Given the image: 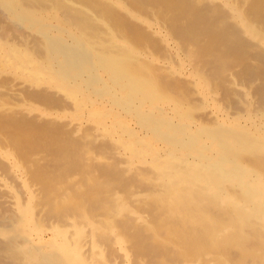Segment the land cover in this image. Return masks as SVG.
<instances>
[{"label": "bare ground", "instance_id": "6f19581e", "mask_svg": "<svg viewBox=\"0 0 264 264\" xmlns=\"http://www.w3.org/2000/svg\"><path fill=\"white\" fill-rule=\"evenodd\" d=\"M79 1L81 4L89 2L97 5L94 14L102 15L104 19L108 17L112 22L114 20L112 24L120 19V24L124 23V30H133L129 19L126 20L122 13L118 16V10H114L115 6L124 10V4H118V0L98 2L99 5L96 4L97 0H76L73 4V0H0V69L15 70L24 81L21 87L27 84L29 89L40 91H36L37 97L26 95L28 98L25 100L32 97L35 98L34 104L41 101L44 104L47 98L45 92L54 90L51 93L60 98L64 94L71 98L67 97L66 108L76 106V110L82 112L90 107V110H94L86 120L93 126L82 139L67 136L66 131H61L62 136L57 135L59 139L56 138L58 145L55 142L50 145L52 141L49 140H46V145H43L44 141L41 145H32L37 139L32 141L31 137L32 142L28 143L33 151L29 150L30 145L24 142L25 139L22 141L20 138L19 142L26 145H13V136L11 145L8 142L5 145V139L3 145L0 142V264H129L130 255L132 264H189L186 259L192 257L191 254H198L195 258L203 259L211 252H216L212 257L216 256L219 264H232L237 259L240 264H264V42L261 38L259 44L246 42L245 33L236 25V20L245 19V24L254 22L261 25V31H252L254 37L260 35L258 32L264 33V0H251L249 16L243 12L247 19L242 18L241 13L236 17L226 12L227 4L223 0H129L143 11L154 5V10L160 8L163 12L172 9L173 14L177 12L181 19L176 17L177 14L174 17L170 11L171 14H168L175 19L170 20L172 30L181 32H178L180 37L176 38L182 44L198 45L201 38L212 39L209 40L210 49L204 48L206 45L201 48L197 46L199 49L194 59V67L199 75L216 87H211L213 93H220L224 100L222 103L228 105L221 116H210V111L209 115L203 113L204 121L212 120L211 126L200 125L195 118L196 113L190 114L193 108L189 112L178 113L179 106H189L191 102L202 110L209 100L194 93L196 84L193 80L183 86L188 87L186 91L189 94L186 95L185 89H182L184 96L191 95L190 99L180 98V95H176L178 89L177 93H174V89L171 94L179 99L169 95L168 98L174 100L170 98V101L168 99L160 104L166 78L160 75V82H155L147 78L148 74L145 75L147 77L142 75L146 71L142 72L137 65L141 60L139 55L137 57L131 53L123 43L113 45L111 38L105 39L104 27H96V17L93 19L76 7ZM48 3L52 6H47ZM192 5L195 7L190 8ZM89 6L86 11H89ZM56 10L57 13L62 10L61 20L57 23L52 19H55ZM93 10L90 9V12ZM127 15L135 18L128 10ZM113 16L118 19L115 21ZM165 16L168 17L167 14ZM103 21L111 28L119 25L111 26L110 23L109 26L108 20ZM251 26L249 28L254 27ZM155 33L158 32L155 30ZM240 48L247 50L249 55L251 53L252 56L248 57L253 63L256 61L260 69H257L259 73L256 77V73L251 75L253 79L248 84H243L238 77L224 75L223 78L220 74L224 65H221L222 60L226 63L230 55L235 57L238 54L235 62L239 63ZM167 63L160 65L169 73L172 69ZM233 63L229 62L231 65ZM239 65L245 67L246 64ZM170 75L182 78L180 73ZM246 75L242 76L243 81L249 79ZM220 77L222 80L219 81ZM235 78L241 82L234 81ZM173 80L176 82L177 79L170 82L173 83ZM174 84L181 86L178 81ZM71 100L75 105L71 106ZM49 104L44 106L48 108ZM98 104L102 108L96 110ZM12 109L9 108L10 112ZM5 110L8 112L6 107L4 113L0 112L1 115L6 114ZM76 110L73 109V112ZM195 110L199 111L198 107ZM20 112L23 117L33 116L35 122L44 121L46 127L43 125L39 128L37 125L40 124H36V129L30 122L32 119L29 120L30 124L27 121L30 117L26 119L29 133L33 129L37 136H45L44 132L50 133L52 127L54 130L61 123L70 130L69 133L74 131L75 136L84 125L82 120L75 124L63 122L52 115V111L37 112L33 106ZM86 114L76 115L75 119L86 118ZM12 117L8 120L11 124L16 116ZM6 119L2 121L5 126L10 124L5 122ZM24 120L19 122L23 124ZM47 121L56 123V126L50 128L45 123ZM14 131L21 137L25 133H20L18 129ZM39 139L43 140L41 136ZM63 142L65 145H59ZM98 142L99 147L95 146ZM121 188L122 193L130 188L126 190L127 193L132 192L128 198L130 203L143 196L154 202L152 216L158 212L163 216L158 217L159 213L157 217V214L153 216V223L170 234V238L162 243L178 251L172 253L171 250L168 256L163 252L161 242L159 245L153 244L158 237L152 231L149 234L150 230L143 226L142 214L136 216V211L128 213L131 211L129 202H120L121 197L116 192ZM149 203L144 202V206H150ZM97 213L99 216L94 217ZM122 215L125 218H120ZM100 217H105V222L99 221ZM236 253H239V258H236Z\"/></svg>", "mask_w": 264, "mask_h": 264}, {"label": "rangeland", "instance_id": "374dc122", "mask_svg": "<svg viewBox=\"0 0 264 264\" xmlns=\"http://www.w3.org/2000/svg\"><path fill=\"white\" fill-rule=\"evenodd\" d=\"M76 1V0H75ZM74 0H73V2H72V4L75 2ZM100 1H102V2H100ZM100 1H98L97 0V2H96V0H94V2H96V4H98V2H99V4L100 3H104V2H106V0H100ZM115 1H117V0H115ZM123 1H125V2H123ZM123 1H121V0H118L117 1V3L118 2H120V3H118V4H120V5H122V4H124V5H122L123 7H124V10L123 11H121V10H119V8H118V6H115L114 7V10H118L117 11V13H118V16L120 15L119 13H122L125 17H126V20H128V22H129V24H130V26L132 25V27H133V30H132V28L130 29V30H127V29H125L124 30V27L125 26H123L124 25V23L123 24H120V19L119 20H117V19H115V17L113 16V18L115 19V24L116 23H118L119 25H115V24H112L113 22H114V20H113V22H112V20H110L109 21V18L108 17H106L105 19H104V17L102 16V15H99V14H94L93 12H95V10L96 9H94V7H96V6H94L93 4L91 5V3H89V2H86V4H83V6H82V4H81V2L79 1V3H78V6H76V7H78V8H80V10H82L83 12H85V13H88V14H90L91 15V17L94 19L95 17V19H94V24L96 23L97 25H95L96 27H98L99 29H102L101 27H104L103 28V30L102 31H105V33H106V37H105V39L106 38H111L110 40H108V41H110V43L111 44H118V43H123V44H125L126 46H127V49L131 52V53H134L137 57H138V55H139V57H140V64H137L138 66H139V68L142 70V72H144V71H146L145 72V74H143L142 73V75H147V76H145V77H147V78H149L150 77V80L152 79V81H155V82H160V79L158 78V76L160 77V75L162 76L163 75V79H165V82H164V84L166 85V83H167V86H162V88H163V90L161 91V94L162 95H160V100H159V102H160V104H162V103H164V102H166L168 99H169V101H170V98H172V97H174V98H176V99H179V97L180 98H183V97H186L187 98V100L188 99H190V96H184L185 94L187 95V94H189V91L187 92L186 90H188V89H186V88H188V87H183V86H187L188 85V83L189 82H191L192 80H193V82L196 84V91L194 92V93H196L197 95L198 94H200V95H202V96H205V97H207V98H209V100H208V102L205 104V105H203L202 106V110H200V107L199 106H197V105H194L193 104V102H191L190 104L191 105H189V106H182L181 105V107L179 106V108H178V113H180V112H187V110H188V112L191 110V112H190V114L193 112L194 114L196 113V115H197V117L195 116V115H193V116H195V118H197L196 120H199L198 122L200 123V125H204V126H211L212 125V120L210 121H208V120H206L205 119V117H204V119H205V121L203 120V116H205V115H207L208 113H209V111L211 112V114H210V116H213V117H215V116H221L222 114H224V110L226 109V107L228 106L226 103H222L224 100L222 99V97H220V96H222V95H220V93H217V94H215V93H213V89H211V87H215V86H212V84L207 80V79H203V77L201 76V75H199V73H198V70L194 67V59H195V56H196V54H197V49H199V48H197V46H199L200 48L201 47H204L205 45L207 46V47H209V48H207L206 46L204 47V48H206V49H210L212 46H211V41H209L211 38L209 37V38H207V37H205L206 39H204V38H199V40H201L200 42L198 41L197 43H199L198 45L196 44H182L181 42H180V40H177V38H176V36L177 37H180L178 34H180L181 32L180 31H178V32H180V33H178V32H176L175 33V31L174 30H172L173 29V24H172V22L171 21H173V16L175 17L176 16V14H177V12H175L176 14H173L172 12V9H171V11L170 10H167V11H163V12H161L163 9H161L160 10V8H158V9H156V10H158V11H156V10H154L153 9V6L151 7V8H148V9H145L144 11H143V9H139V8H136L135 7V5H133L129 0H123ZM179 1V0H178ZM177 1V2H178ZM185 1H187V0H185ZM224 2H225V4H227L226 5V12H228V13H230V14H233L234 16H236V17H238V14H240L241 16H242V18H246L244 15H246V13H248L247 15L249 16V13H250V11H251V0H223ZM245 1V2H244ZM248 1H249V4H247L248 3ZM78 2V1H77ZM77 2L75 3V4H77ZM180 2V1H179ZM241 2V3H240ZM243 2V3H242ZM247 2V3H246ZM82 6H80V5ZM98 4V5H99ZM52 6V4H50V3H48L47 4V6H49V7H51ZM87 5L89 6V11H86L87 10ZM130 5V6H129ZM132 5V6H131ZM75 6V5H74ZM80 6V7H79ZM86 8H85V7ZM130 8H129V7ZM247 6V7H246ZM84 7V8H83ZM134 9H133V8ZM155 7H157V6H155ZM195 6L194 5H192V6H190V8H194ZM125 8H126V10H125ZM129 8V9H128ZM190 8H188V11L190 12ZM245 8H250L249 9V12H248V10L247 9H245ZM90 9L91 10H93V11H91L90 12ZM131 9V10H130ZM150 9V11H148ZM190 9V10H189ZM245 9V10H244ZM127 10L135 17V18H132V17H130V16H128L127 15ZM132 11V12H131ZM168 11H170L172 14H173V16H170L169 14H171V13H169ZM58 12V10H56V15H55V19L54 18H52L53 20H54V22L55 23H57L56 21H59V20H61V15H62V10H60V13H57ZM97 12V11H96ZM123 12H125V13H123ZM134 12V13H133ZM156 12V13H155ZM159 12V13H158ZM161 12V13H160ZM165 12H166V14L168 15V17H166L165 15ZM243 12H246V13H244L243 14ZM93 13V14H92ZM158 13V14H157ZM169 13V14H168ZM87 14V15H88ZM159 14H161V15H159ZM164 16H163V15ZM243 14V15H242ZM99 15V16H98ZM95 16V17H94ZM121 16V15H120ZM161 16V17H160ZM98 17V18H97ZM101 19H100V18ZM172 19H171V18ZM176 17H178V18H180L179 16H178V14H177V16ZM119 18H121L122 19V17H119ZM128 18V19H127ZM242 18H240V19H242ZM99 19H100V21H99ZM166 19H167V21H166ZM169 19V20H168ZM181 19V18H180ZM247 19V18H246ZM95 20H97V22L95 21ZM103 20H108L107 21V24L109 25L111 22V26L112 25H115L116 27H118V28H115V26H112V28L111 27H108L106 24H104L105 22L103 21ZM171 20V21H170ZM175 20V19H174ZM103 21V22H102ZM119 21V22H118ZM165 21V22H164ZM168 21H170V22H168ZM243 21V22H242ZM246 20L244 19V20H236V25L237 26H239V29L240 30H243L242 32H244L245 33V39H246V42H249L250 44H259L260 42H261V39H262V41L264 42V37L262 38V36H264L263 34L264 33H260V32H258L260 35V37L257 35V36H253V33H252V31L253 30H258L259 28H261V25L260 26H258L256 23H254V22H252L253 24H249L248 22V24L249 25H247V26H245L246 24L244 23ZM167 22V23H166ZM242 22V23H241ZM100 23V24H99ZM101 23H103V25L101 24ZM171 24V25H170ZM241 24V25H240ZM242 24H243V26H242ZM245 24V25H244ZM254 24H256V26L254 25ZM99 25V26H98ZM171 27H170V26ZM175 25V24H174ZM252 25V26H251ZM110 26V25H109ZM123 28H122V27ZM249 26H251V27H253V28H249ZM108 28V29H106V28ZM247 27H248V29H247ZM257 27V28H256ZM109 28H110V31H109ZM122 28V30H119V29H121ZM136 29V31H134L135 29ZM256 28V29H255ZM106 29V30H105ZM115 29V30H114ZM152 31H151V30ZM246 29H247V31H246ZM119 32H118V31ZM126 31V32H124V31ZM142 30V31H141ZM155 30L158 32V33H155ZM116 31V32H115ZM128 31H130V33L128 32ZM172 31H174V32H172ZM259 31H261V29H259ZM135 32V33H134ZM251 32V33H250ZM114 33H115V36H114ZM175 33V34H174ZM4 34V33H3ZM108 34L110 35L109 37H108ZM160 34V35H159ZM262 34V35H261ZM255 35V34H254ZM113 38H112V37ZM121 36V37H120ZM209 36H212V35H209ZM115 37H118V38H116L115 39ZM182 37V36H181ZM122 38V39H121ZM125 38V39H124ZM261 38V39H260ZM123 39H124V41H123ZM248 39V40H247ZM126 40L128 41L127 43H126ZM212 40V39H211ZM116 41V42H115ZM119 41V42H118ZM121 41H123V42H121ZM204 41V42H203ZM209 42V43H208ZM207 43H208V45H207ZM128 44V45H127ZM132 44V45H131ZM203 46H202V45ZM134 45V46H133ZM210 45V46H209ZM132 48V49H131ZM135 48V49H134ZM139 48V49H138ZM134 49V50H133ZM141 50V51H140ZM135 51H137L136 53H135ZM240 51H242L241 52V54H239V56L241 57V60L240 61H238L239 63H236L235 62V57L237 56L238 57V54L236 55L235 54V57L234 56H232V55H230L231 56V58L230 59H228V60H226V63H228V65H226V66H224L226 63H224L225 61L224 60H222V59H220V60H222V63H221V65L222 64H224L223 66L224 67H226V68H224L223 66H222V68L223 69H221L222 70V72H220L221 70H219V72H220V74L222 75V77L223 78H225L224 77V75H226V76H228V75H230V77H232L233 78V76L234 77H238V78H240L241 79V81L243 82V84H248V82H249V80H251V79H253L252 77H251V75L252 74H255V76L254 77H256V75L259 73L258 71H257V69L260 71V69H259V67L257 66V62L256 61H254L255 63H253L252 62V60H250V57H248V56H252L251 55V53H250V55L248 54L249 52H247V50H245V49H242V48H240ZM245 53H244V52ZM239 53V52H238ZM242 53H244V55L242 54ZM246 54V55H245ZM219 56V55H218ZM243 56H244V59H243ZM233 57V58H232ZM245 57H247L246 59H245ZM220 58V57H219ZM142 59H143V61H142ZM232 59H234V60H232ZM240 59V58H239ZM238 58H237V60H239ZM251 59H252V57H251ZM163 60H165V61H163ZM167 60V61H166ZM229 60H231V61H234V63L233 62H231V61H229ZM236 60V61H237ZM244 61L245 60V62L243 63V62H241V61ZM248 60H250V61H248ZM143 63H142V62ZM224 61V62H223ZM248 63H247V62ZM165 62H168L167 64H168V66H170L171 67V72H166L163 68H162V66L160 65V64H163V65H165ZM229 62L232 64L233 63V65H231V64H229ZM241 62V63H240ZM251 64H250V63ZM236 64V66H234ZM239 64H248L247 66H249V67H247L246 65H245V67H246V70L244 69L245 67L244 66H240ZM255 64V65H254ZM158 65H160V66H158ZM230 65V66H229ZM237 65H238V67H237ZM252 65H254V66H252ZM148 70V71H151V72H153V73H151V72H147V70L144 68V67ZM240 66V67H239ZM252 66V67H251ZM162 68L163 70H161L160 68ZM230 69H229V68ZM231 67H233L232 69H231ZM242 67H243V69H242ZM1 68V67H0ZM247 68H252L251 70L250 69H247ZM255 68V69H254ZM8 69V68H7ZM4 70V68L3 69H0V112H3L4 113V109H6V107H7V109H8V112H7V110H5L6 112V114H2L1 115V113H0V118L4 115H6V117L8 118V120H9V118H10V116L12 117L14 114V116L12 117V118H14L15 116V122H12V124H11V121H8L7 119H6V117H4V118H1L0 119V123H2L3 124V119H6V121L5 122H10V124L13 126V127H11V125L9 124V123H7L6 124V126L4 125H2V124H0V125H2V127L0 128V142H1V144H2V142H3V144H4V139H5V145H8V143H9V145H11L12 144V142L14 141V143H13V145H26V143H27V145H30L29 143H31L32 141H34L35 139H37L38 140V138H40V136L43 138V140H38V142H36L37 140H35L34 142H32L31 144L32 145H41L42 143H43V141L45 142V144L43 143V145H46L47 143V141L46 140H49V142L50 141H52V142H48V145L50 144V145H52L54 142H55V145H58V142H57V139L56 138H58L59 139V137L58 136H62L61 134H63V132H61V131H66V133L65 134H67V136H71V137H73V138H75V139H80L81 137H84V135L87 133V131L89 132L90 130H91V128H92V126L93 125H91V123L89 122H87L86 120H88V117H87V115L88 114H90V112H92V111H94V110H90L92 107H90V108H88V109H86L85 111H83L84 112V114H86V118H82V119H75V116L76 115H81L83 112H82V110H76V106H75V108H70V109H68V108H66L65 106L66 105H68V104H65V101L67 100V95L66 94H64V96H61V98H60V96H57V95H55V94H52L53 92H54V90L53 91H51V92H45V93H47L46 95H47V98H49V97H52V98H49L48 100H46L47 98H45V103L43 104V102L44 101H41V103L40 102H38V103H36V104H34L35 103V98H29V100H25V99H27L28 97H26V95H28L29 97H30V95L31 96H33L34 97V95L37 97V96H39L38 94H37V92H39L40 93V91H38V90H33V89H29V86L26 84L25 86H22L21 87V84H23V83H21V82H24L23 81V79H21L19 76H18V74H16V72H15V70H13V69H10V70ZM226 69V70H225ZM228 69H229V71H228ZM254 69V70H253ZM178 70V71H177ZM181 70V71H180ZM224 70V71H223ZM248 70V71H247ZM254 72H253V71ZM256 70V71H255ZM180 71V72H179ZM228 71V72H227ZM239 71V72H238ZM251 73H250V72ZM218 72V73H219ZM225 72V73H224ZM238 72V73H237ZM246 72H248V73H246ZM258 72V73H257ZM150 73V74H149ZM170 75V73H175V74H177V73H180L181 74V76H182V78L181 79H179V78H177V77H174V76H172V75H170V77L172 76V78H170V77H168V74ZM224 73V74H223ZM228 73V74H227ZM237 73V75H235ZM243 73V74H242ZM245 73V74H244ZM239 74H241V76H239ZM248 76H247V75ZM154 75V76H153ZM166 75H167V77H166ZM192 75V77H190ZM245 76L246 75V77L247 78H249V79H247V80H245V81H243V79H242V76ZM188 77V78H185V77ZM194 76V77H193ZM218 76V75H217ZM17 77V78H16ZM156 79H155V78ZM165 77V78H164ZM190 77V78H189ZM202 77V78H201ZM222 77H220L221 79H219V81L220 80H222ZM161 78V77H160ZM169 78V82H166L167 81V79ZM175 78V80H176V82L178 81V83H181V91L179 92V89H180V87H179V85L177 84V86H176V84H174V83H176L174 80L172 81L173 83H171L170 82V80L171 79H174ZM184 78V79H183ZM237 78V79H238ZM158 79H159V81H158ZM183 79V80H182ZM236 78L235 79H233L234 81H236L237 80ZM240 79L238 80V81H240ZM245 79V78H244ZM9 80V81H8ZM14 80V81H13ZM188 80V81H187ZM191 80V81H190ZM8 81V82H7ZM13 83H12V82ZM183 81V82H182ZM208 81V82H207ZM238 81H236V82H238ZM240 81V82H241ZM10 82V86L9 85H7L8 83ZM188 82V83H187ZM246 82V83H245ZM26 83V82H25ZM29 83H31V82H29ZM28 83V84H29ZM208 85H207V84ZM19 84V86H17ZM168 84H170V87H169V85ZM171 84H174V85H171ZM205 84V85H204ZM7 86H9V87H7ZM18 87H19V89H18ZM169 87V88H168ZM178 87V88H177ZM11 88V90H9V89ZM23 89V92H22V89ZM26 88V89H25ZM185 89V94L183 95V90ZM216 88V87H215ZM214 88V89H215ZM18 89V90H17ZM24 89H25V91H24ZM29 89V90H28ZM166 89H167V91H166ZM174 89L176 90V89H178V93H177V90H176V92H174V93H177L176 95H180L179 97L178 96H174V94H171L173 91H174ZM183 89V90H182ZM17 90V91H16ZM26 90H27V92H26ZM171 90H172V92H171ZM15 91V92H14ZM19 91V92H18ZM31 91H34L35 92V94H33L34 92H31ZM166 91V92H165ZM209 91L211 92V93H213L212 95H211V93H209ZM29 92V93H28ZM163 92V93H162ZM14 93V94H13ZM17 93V95L15 96V94ZM19 93V94H18ZM26 93V94H25ZM31 93V94H30ZM165 93H167L168 95H165ZM180 93V94H179ZM7 94V95H6ZM51 94H52V96H51ZM63 94V93H62ZM164 94V95H163ZM195 94V96H197ZM204 94V95H203ZM8 95H10L11 96V98H8ZM14 95V96H13ZM23 95H25V96H23ZM50 95V96H49ZM159 95V94H158ZM169 95H172V97H169L168 98V96ZM182 95V96H181ZM9 96V97H10ZM19 96V97H18ZM53 96H54V99H56V100H58L60 103H62V101L64 102V105H61L58 101H55L54 99H53ZM165 96H167V97H165ZM22 97V98H21ZM59 97V98H58ZM162 97V98H161ZM165 97V98H164ZM15 98V99H14ZM68 98H70V97H68ZM174 98H172L173 100H174ZM24 99V100H23ZM32 99H34V100H32ZM53 99V100H52ZM64 99V100H63ZM71 99V98H70ZM163 99V100H162ZM218 99V100H217ZM8 100H10V102H12V103H10V102H8ZM13 100H16V101H13ZM52 102V103H55V104H53L52 105V103L50 102V101ZM29 101V102H28ZM48 101V103H46ZM164 101V102H163ZM49 102L51 103V104H49ZM58 102V103H57ZM70 102V104H71V106L72 105H75V104H73V102H72V100L71 101H69ZM72 102V103H71ZM158 102V103H159ZM7 103V104H6ZM15 103V104H14ZM10 104V105H9ZM31 104V105H30ZM39 104H42L43 105V107H42V105H39ZM47 104H49L50 106L52 105V107H48V108H46L44 105H46L47 106ZM60 104V105H59ZM63 104V103H62ZM29 106H33L34 107V109H36V111L37 112H41V113H45V111H47V112H50V113H54V114H52V115H56V116H58L59 118H61L62 119V121L63 122H70V123H73V124H75V123H77V122H79L78 120H82L81 122H83V126H82V128H81V130L77 133V134H75V136H74V131H73V133L71 132V133H69L70 132V130L69 129H67L66 127H64L63 125H62V123L61 124H57V126L55 125L56 123H54V122H52L51 123V121H47V122H45L46 124L48 123V125H49V127L51 128V126L53 125V126H56V128L54 127V130H57V131H55V132H57V134L56 133H54V130H53V127L51 128V130H50V133H48L49 131H46L47 132V134L49 135V136H46L47 134H46V132H44V134H45V136H42V134H40V136L38 137L37 135H34V132H35V130H34V132H33V129H31V134L29 133L30 132V129H29V127L28 126H26V125H28V123H27V121L29 122V120H33V123H32V120L30 121L31 122V124H33L34 126L36 125V124H40V125H37L39 128H41V127H43V125H44V127H46L45 126V124L42 122V121H37L36 120V122L34 121V117L33 116H27V117H30V118H28L27 119V117L25 116V114H24V116L25 117H23L22 115V113L20 112L21 110H24V109H26L27 107H29ZM56 106L57 107H59V108H57L58 110L56 111ZM62 107V109H61V107ZM193 106H195V108L193 107ZM205 106V107H204ZM12 107H13V109H12ZM65 109H64V108ZM190 107V108H189ZM196 107H198V109H199V111L198 110H195V111H193L194 109H196ZM9 108H11L12 110H11V112H10V110H9ZM18 108H20V109H18ZM51 108V109H50ZM54 108V109H53ZM96 108V110H99L98 108H102V105L100 106L99 104L95 107ZM17 110V111H14V110ZM46 109H48V110H46ZM61 109V110H60ZM73 109L74 110H76V111H74L73 112ZM180 109H182V110H180ZM204 109V110H203ZM43 110V111H42ZM54 110V111H53ZM67 110V111H66ZM70 112H69V111ZM52 111V112H51ZM61 111V112H60ZM180 111V112H179ZM13 112V113H12ZM63 112V113H62ZM73 112V113H72ZM19 113H21L20 115H18ZM198 113V114H197ZM200 113H204L203 115H201ZM207 113V114H206ZM11 114V115H10ZM68 114H70V115H68ZM208 114V115H209ZM10 115V116H9ZM21 116L23 117V118H21ZM31 117H33V118H31ZM64 117L66 118V119H64ZM200 117V118H199ZM202 117V118H201ZM25 119L23 122V124H21L19 121L21 120V119ZM17 119V120H16ZM18 119H20V120H18ZM26 119H27V121H26ZM195 120V119H194ZM207 124H205L204 122ZM252 121V120H251ZM4 122V123H5ZM16 122H18V123H16ZM22 122V121H21ZM25 122L27 123L26 125H25ZM30 122H29V124H30ZM43 124H42V123ZM16 123V129H15V126H14V124ZM21 124V126H20V128L22 127V125H23V129L21 128H18L19 127V125ZM35 123V124H34ZM17 124H19L18 126H17ZM210 124V125H209ZM7 125H10V127H7ZM42 125V126H41ZM48 125H47V127H48ZM61 125V126H60ZM25 126V127H24ZM33 126V127H34ZM37 126H35V128L36 129H38V127ZM87 126H90V128L89 127H87ZM4 127H7V128H4ZM26 127L28 128V130L26 129ZM48 127V128H49ZM60 127H63V128H60ZM84 128H85V130H86V132H85V130H84ZM87 128H89V129H87ZM3 131H2V130ZM9 129V130H8ZM12 129V130H11ZM19 130V132L20 131H24L25 133H22V132H20V133H22V137H21V135H17L16 134V131H14V130ZM10 130H11V132L12 133H14L13 135H12V133H11V136H9L10 134ZM26 130H27V132H26ZM53 131V132H52ZM58 131H59V133H58ZM69 131V132H68ZM84 131V132H83ZM2 132V133H1ZM6 134H5V133ZM83 132V133H82ZM27 133H28V135H29V137H28V135H27ZM54 133V134H53ZM23 134L25 135V136H27L26 138H27V140H26V138H24V136H23ZM33 134V136H35V138L33 137V136H31ZM35 134H37L36 132H35ZM69 134H71V135H69ZM72 134H73V136H72ZM83 136H82V135ZM6 135H8V136H6ZM58 135V136H57ZM6 136V137H5ZM13 136V137H12ZM18 138H17V137ZM8 137V138H7ZM11 137H12V139H14L13 141L11 140ZM17 138V140H15L16 138ZM31 137H32V139H31ZM36 137H38V138H36ZM45 137V138H44ZM50 137H52V138H50ZM7 138V139H6ZM22 139V141L24 140V142L26 141V143H22L21 141V143L19 142V140H21ZM49 138V139H48ZM55 138V140H53ZM8 139H9V141H8ZM32 141H31V140ZM82 139V138H81ZM12 141V142H11ZM16 141V142H15ZM30 141V142H29ZM39 141H40V143H39ZM42 141V142H41ZM8 142V143H7ZM29 142V143H28ZM57 142V143H56ZM11 143V144H10ZM15 143H17V144H15ZM34 143V144H33ZM35 143H38V144H35ZM60 143V142H59ZM64 143V142H63ZM63 143H61V144H59V145H65V143L63 144ZM102 143V142H101ZM0 144V145H1ZM2 144V145H3ZM100 144V142H98L95 146H98ZM100 146V145H99ZM98 146V147H99ZM104 146V145H103ZM106 146V145H105ZM104 146V147H105ZM114 146V145H113ZM29 147V150L31 149V148H33L31 145L30 146H28ZM27 147V148H28ZM31 147V148H30ZM31 151H33V149H31ZM129 175H132V174H129ZM127 189H130V188H127ZM126 189V190H127ZM122 188L121 189H118V190H116V192H117V194H118V196H119V198L121 197V199H120V202H123V203H125V204H127L128 202V206H129V208H130V210L131 211H128V213L130 212V214H133L135 211V214H136V216L140 213V214H142L143 216V218H142V220H141V223L143 224V226H146L148 229H146V230H150L149 232V234H151V231L154 233V236H156V237H158V238H156V240L154 239V241H153V244L154 245H162L163 244V252L166 254V255H168L169 256V252L171 251L172 253L173 252H176V250L178 251V249H176L175 251H173V249H174V247H172L171 245H169V247H168V244L166 245L165 243H162V242H165V241H167L169 238H170V234H169V232H167V230L166 229H162V230H160V228H158V226L155 224V222L153 223V221H154V217L153 216H155L156 214V217L158 216V213H159V216L158 217H162L163 215H161L162 213H160V212H158V213H155L153 216H152V214L153 213H151V211H152V209L155 207V205L153 206V204H154V202H151V200H149L147 197H145V196H143V197H137L136 198V201H135V203H133V202H131L130 203V199H128V198H130L129 196L131 195L130 193H132V192H130V191H128V193L126 192V190H124L125 192H126V194H125V192L124 193H122ZM119 191V192H118ZM120 193V194H119ZM123 194V195H122ZM129 194V195H128ZM126 196V197H125ZM125 197V198H124ZM123 198V199H122ZM126 199L128 200L127 202H126ZM123 200H125V201H123ZM139 200L141 201L140 203H138L139 202ZM144 200H146V201H144ZM142 201H144L145 203H149V201L151 202V204L149 203V205L150 206H148V204H147V206H148V208H147V206L145 207L144 206V202H142ZM132 203L134 204V205H132ZM123 205V204H122ZM141 205H143L144 207H141ZM132 206H134V209L132 210L131 208H132ZM138 206H140V207H138ZM146 208V209H145ZM150 208V209H149ZM138 211H137V210ZM145 211H144V210ZM150 212V213H149ZM128 213H126V214H128ZM148 214V215H147ZM150 214H151V216H150ZM96 215V216H95ZM95 215H93L94 217H98L99 215H98V213L97 214H95ZM133 216V215H132ZM125 218L123 215L120 217V218ZM101 218V217H100ZM103 218H105V217H102L101 219H99V221H104L105 222V219H103ZM152 219V220H151ZM117 221H119V217L117 218ZM152 221V222H151ZM151 222V224H148V223H150ZM119 225V224H118ZM155 227H154V226ZM136 226H138V225H136ZM152 226H153V228H152ZM134 227V226H133ZM145 229V228H144ZM153 229V230H152ZM165 230V231H164ZM160 233V232H162L163 233V235H162V233H160V234H158V233ZM158 234V235H157ZM166 235V238H164L165 237V235ZM162 235V236H161ZM153 236V235H152ZM161 236V237H160ZM161 238V240H159L160 238ZM163 237V238H162ZM166 239V240H165ZM158 241V242H157ZM159 242H161V243H159ZM159 243V244H158ZM166 246H165V245ZM126 246H127V248H129V246H130V243L127 241L126 242ZM171 246V247H170ZM168 248V249H167ZM170 248H172V249H170ZM169 250V251H168ZM166 251H167V253H166ZM180 251V250H179ZM161 252H162V250H161ZM170 252V253H171ZM209 254H211V255H205L204 257H203V259L202 258H195L196 256H199L198 254L196 255V254H191V255H193L192 257L191 256H189V258L188 259H186V261L189 263V264H216V262H215V258L217 259V257L216 256H214V257H212V254H214V255H216V252H211V253H209ZM239 254V253H238ZM238 254L236 253V255H237V257L236 258H239V256H238ZM196 255V256H195ZM132 257H131V255H130V259H129V264H132L133 262H132V259H131ZM233 258H234V255H233ZM239 259H237V262L236 261H234V262H232V264H234V263H236V264H240L239 263V261H238ZM219 262V260L217 259V264H219L218 263Z\"/></svg>", "mask_w": 264, "mask_h": 264}]
</instances>
